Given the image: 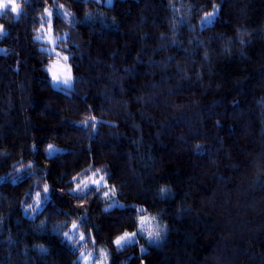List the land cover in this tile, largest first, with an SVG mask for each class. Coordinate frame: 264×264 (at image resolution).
Wrapping results in <instances>:
<instances>
[{"label":"clouds","instance_id":"9594fccd","mask_svg":"<svg viewBox=\"0 0 264 264\" xmlns=\"http://www.w3.org/2000/svg\"><path fill=\"white\" fill-rule=\"evenodd\" d=\"M0 189V264H264V0H0Z\"/></svg>","mask_w":264,"mask_h":264},{"label":"snow or ice","instance_id":"6c2138e0","mask_svg":"<svg viewBox=\"0 0 264 264\" xmlns=\"http://www.w3.org/2000/svg\"><path fill=\"white\" fill-rule=\"evenodd\" d=\"M53 70L55 71V69H56V64H54L53 66ZM87 180H92V182L93 183H97V181H95L92 177H86L85 178V181H82V183H85ZM147 217H144V216H141L140 217V221H141V223L143 224V223H145L146 221H147ZM125 235H127L126 233H125ZM121 239H123V237H118L117 238V242L119 243V241L121 240Z\"/></svg>","mask_w":264,"mask_h":264},{"label":"trees","instance_id":"16d2710c","mask_svg":"<svg viewBox=\"0 0 264 264\" xmlns=\"http://www.w3.org/2000/svg\"><path fill=\"white\" fill-rule=\"evenodd\" d=\"M178 166H181V167H187L188 165H187V163H183V164H180V165H178ZM4 182L7 183L8 181L5 180ZM0 193H3V194H5V195L8 194L7 189H0ZM133 264H135V262H133Z\"/></svg>","mask_w":264,"mask_h":264}]
</instances>
